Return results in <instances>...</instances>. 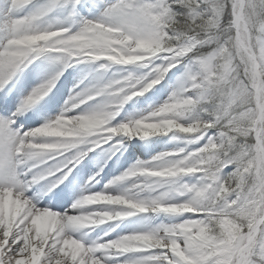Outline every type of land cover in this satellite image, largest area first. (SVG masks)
Masks as SVG:
<instances>
[{
	"label": "snow or ice",
	"instance_id": "obj_1",
	"mask_svg": "<svg viewBox=\"0 0 264 264\" xmlns=\"http://www.w3.org/2000/svg\"><path fill=\"white\" fill-rule=\"evenodd\" d=\"M0 264H264V0H0Z\"/></svg>",
	"mask_w": 264,
	"mask_h": 264
}]
</instances>
